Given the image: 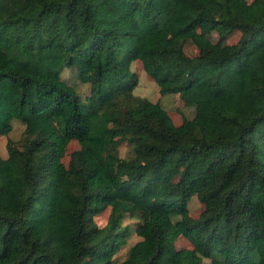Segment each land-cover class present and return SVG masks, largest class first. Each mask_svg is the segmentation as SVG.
I'll use <instances>...</instances> for the list:
<instances>
[{
	"label": "trees",
	"instance_id": "1",
	"mask_svg": "<svg viewBox=\"0 0 264 264\" xmlns=\"http://www.w3.org/2000/svg\"><path fill=\"white\" fill-rule=\"evenodd\" d=\"M135 60L193 116L136 96ZM14 120L0 264H115L126 214L141 239L118 264H264V0H0V135Z\"/></svg>",
	"mask_w": 264,
	"mask_h": 264
},
{
	"label": "rangeland",
	"instance_id": "2",
	"mask_svg": "<svg viewBox=\"0 0 264 264\" xmlns=\"http://www.w3.org/2000/svg\"><path fill=\"white\" fill-rule=\"evenodd\" d=\"M251 1V0H247ZM239 32L235 31L232 34L228 35L224 40L219 38V35L215 31H211L208 33V38L214 44H217L221 47H227L230 44L235 43L238 40ZM185 52L193 56L197 53L196 46L188 40L185 44ZM131 70L137 74L138 80L137 85L134 88V94L136 96L145 97L151 101H158L162 105L166 119L168 122L172 124H179L184 117L191 118L194 114V107L185 105L183 100L180 98L178 94L168 93V94H160L159 87L156 82L145 72L142 62L140 60H135L131 64ZM64 79H70V74L68 71H65L62 74ZM83 93L87 92V88L85 85L81 86L80 89ZM24 129V125L14 120L13 127L11 132L8 135H0V157H7V148L6 142L8 138H11L14 141L20 139L22 131ZM79 148L78 143L75 140L69 142L67 146L66 155L63 159L64 163L67 164L69 160V154ZM115 153L121 157L127 156L130 153L129 146L126 143L120 144L115 150ZM188 208L190 215L194 218L198 217V215L203 210V204L198 200L196 196H193L188 203ZM110 208H106L102 213L96 215L94 217L95 223L102 227L106 224L108 216H109ZM139 220L136 217H132L129 214H126L125 217L121 220V226L124 228V239L125 242L119 248L117 253L114 255L113 261L115 264L120 263L126 256L129 248L136 243L141 237L136 233L135 228L138 224ZM177 248H191L192 245L190 241L181 236L176 240ZM206 262H209L208 259Z\"/></svg>",
	"mask_w": 264,
	"mask_h": 264
}]
</instances>
